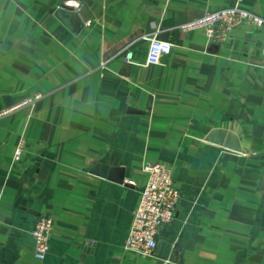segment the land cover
Listing matches in <instances>:
<instances>
[{
    "label": "crops",
    "instance_id": "crops-1",
    "mask_svg": "<svg viewBox=\"0 0 264 264\" xmlns=\"http://www.w3.org/2000/svg\"><path fill=\"white\" fill-rule=\"evenodd\" d=\"M69 1L83 10L58 9ZM236 3L264 17V0H0V110L42 95L0 119V264H264V28L211 43L182 27ZM157 29L174 45L146 64ZM215 127L245 151L207 139ZM145 160L181 192L154 256L125 248Z\"/></svg>",
    "mask_w": 264,
    "mask_h": 264
},
{
    "label": "built area",
    "instance_id": "built-area-1",
    "mask_svg": "<svg viewBox=\"0 0 264 264\" xmlns=\"http://www.w3.org/2000/svg\"><path fill=\"white\" fill-rule=\"evenodd\" d=\"M58 7L62 10L76 11L82 8L80 4L71 1L64 2ZM246 24L264 28V17L236 3L216 10H207L202 16L185 23L182 27L186 30H203L211 43H225L236 28ZM159 31L157 29L154 34L147 37L149 49L146 64L160 63L162 57L169 54L173 48V42L163 39ZM125 59L137 63L131 49L126 52ZM40 97L42 95L37 94L16 106L0 110V119L19 108H26L31 113L35 101ZM23 152L24 143L22 141L15 149L14 161L19 160ZM142 167L147 181L134 213L125 248L132 252L154 256L161 228L175 219V209L181 192L175 187L172 169L166 163L145 160ZM53 226L54 220L51 216L40 214L37 217L32 230L37 258L43 259L48 254Z\"/></svg>",
    "mask_w": 264,
    "mask_h": 264
},
{
    "label": "water",
    "instance_id": "water-1",
    "mask_svg": "<svg viewBox=\"0 0 264 264\" xmlns=\"http://www.w3.org/2000/svg\"><path fill=\"white\" fill-rule=\"evenodd\" d=\"M62 10V9H59ZM73 11L70 9L62 10V11ZM83 10V7L81 8ZM207 139L214 141L220 145H223L229 149H232L234 151L244 152V148L241 145L240 139L238 134H236L232 130H228L223 127H215L213 128L208 136ZM92 172L101 174L105 177H113L117 179L118 181L123 182L124 181V173L123 169L117 166H111L105 163H99L97 164L93 169Z\"/></svg>",
    "mask_w": 264,
    "mask_h": 264
}]
</instances>
